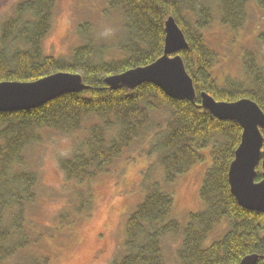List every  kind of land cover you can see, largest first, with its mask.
<instances>
[{
  "label": "trees",
  "instance_id": "trees-1",
  "mask_svg": "<svg viewBox=\"0 0 264 264\" xmlns=\"http://www.w3.org/2000/svg\"><path fill=\"white\" fill-rule=\"evenodd\" d=\"M216 1L222 23L233 28L244 24L252 0ZM107 2L121 16L118 33L98 39L90 22L79 24V41L66 56L48 54L43 47L56 0H18L1 24L0 81H30L69 71L80 73L88 87L37 107L0 111V264L49 263V255L37 248L43 231L34 227L28 211L39 184L31 151L55 131L76 134L72 151L60 159L72 193L59 212L61 226H71L90 211L92 179L107 171L136 138L155 132L150 151L163 167L164 183H145L143 199L127 216L122 252L111 264H237L252 253L259 255L255 264H264V213L242 207L228 180L242 127L200 106L205 90L217 100L250 97L264 110V55L246 51L247 82L227 77L219 83L213 73L218 54L203 33L214 19L209 0ZM170 15L189 43L180 54L194 80L196 101L172 98L152 82L112 89L108 75L149 64L163 54ZM259 39L264 40V32ZM208 147L212 162L200 189L204 208L190 212L185 223L171 216L174 197L165 185L203 160L202 150ZM263 177L259 164L256 179ZM221 225L222 233L212 236ZM169 235L180 238L173 262L164 250Z\"/></svg>",
  "mask_w": 264,
  "mask_h": 264
},
{
  "label": "rangeland",
  "instance_id": "rangeland-1",
  "mask_svg": "<svg viewBox=\"0 0 264 264\" xmlns=\"http://www.w3.org/2000/svg\"><path fill=\"white\" fill-rule=\"evenodd\" d=\"M17 1L0 0V28ZM209 2L214 19L203 28V33L218 54L213 73L219 83H224L227 77L247 82L246 51L264 55V40L259 39V34L264 32V2L250 1L246 20L238 28L222 23L217 1ZM120 21V14L109 9L107 0H56L52 28L43 40V47L54 56L69 55L79 41V24L90 22L94 35L106 40L118 33ZM154 133L149 131L136 138L107 171L92 179L91 209L71 226H61L58 222L59 212L72 194L60 159L72 151L76 134L51 132L32 149V165L39 173V184L37 200L29 208L28 216L34 227L43 231L37 248L49 255L48 264H111L121 254L127 216L143 199L145 183L163 182V167L157 154L150 151ZM202 153L203 160L165 185L174 197L171 216L185 223L190 212L204 208L200 189L212 162L211 148L203 149ZM223 228V225L218 227L212 236H219ZM179 241V237L172 235L164 240V250L171 262Z\"/></svg>",
  "mask_w": 264,
  "mask_h": 264
},
{
  "label": "water",
  "instance_id": "water-1",
  "mask_svg": "<svg viewBox=\"0 0 264 264\" xmlns=\"http://www.w3.org/2000/svg\"><path fill=\"white\" fill-rule=\"evenodd\" d=\"M189 45L185 33L170 15L165 20L163 54L153 62L132 67L106 77L112 89L123 86L134 88L144 82H152L167 95L176 99L196 101V88L180 54ZM78 72L57 71L30 81H0V111H13L37 107L65 92L87 88ZM201 104L210 115L223 120H233L242 127L241 140L228 170L232 194L238 203L249 210L264 213V177L257 180V167L264 175V110L250 97L234 101L217 100L205 90ZM257 253L245 255L237 264H255ZM264 261V255H263Z\"/></svg>",
  "mask_w": 264,
  "mask_h": 264
}]
</instances>
